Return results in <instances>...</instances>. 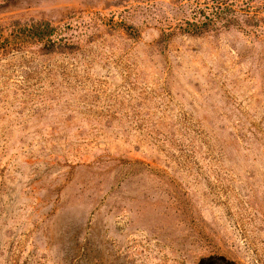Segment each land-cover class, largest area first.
Masks as SVG:
<instances>
[{
    "label": "rangeland",
    "instance_id": "obj_1",
    "mask_svg": "<svg viewBox=\"0 0 264 264\" xmlns=\"http://www.w3.org/2000/svg\"><path fill=\"white\" fill-rule=\"evenodd\" d=\"M0 264H264V0H0Z\"/></svg>",
    "mask_w": 264,
    "mask_h": 264
}]
</instances>
